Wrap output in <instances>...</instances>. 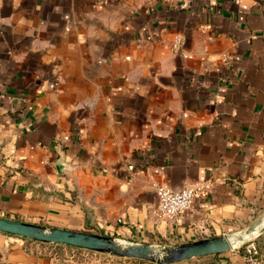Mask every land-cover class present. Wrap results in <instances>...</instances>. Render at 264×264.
I'll return each instance as SVG.
<instances>
[{
  "label": "crops",
  "instance_id": "crops-1",
  "mask_svg": "<svg viewBox=\"0 0 264 264\" xmlns=\"http://www.w3.org/2000/svg\"><path fill=\"white\" fill-rule=\"evenodd\" d=\"M191 183L161 217L157 187ZM263 213L264 0H0L1 217L174 244ZM44 248L0 231V264Z\"/></svg>",
  "mask_w": 264,
  "mask_h": 264
},
{
  "label": "water",
  "instance_id": "water-1",
  "mask_svg": "<svg viewBox=\"0 0 264 264\" xmlns=\"http://www.w3.org/2000/svg\"><path fill=\"white\" fill-rule=\"evenodd\" d=\"M65 158L56 163L59 173ZM264 213L240 232L221 234L184 243H154L87 231L52 227L0 216V231L44 244H63L114 256L157 264H179L198 257L218 256L235 250L264 231Z\"/></svg>",
  "mask_w": 264,
  "mask_h": 264
},
{
  "label": "rangeland",
  "instance_id": "rangeland-1",
  "mask_svg": "<svg viewBox=\"0 0 264 264\" xmlns=\"http://www.w3.org/2000/svg\"><path fill=\"white\" fill-rule=\"evenodd\" d=\"M44 247L47 256L52 260L51 264H157L145 260L124 258L81 248L74 249L54 244H47ZM235 250H240L246 254L264 253V232L260 236L237 247ZM179 264H193V262L186 261Z\"/></svg>",
  "mask_w": 264,
  "mask_h": 264
},
{
  "label": "built area",
  "instance_id": "built-area-1",
  "mask_svg": "<svg viewBox=\"0 0 264 264\" xmlns=\"http://www.w3.org/2000/svg\"><path fill=\"white\" fill-rule=\"evenodd\" d=\"M180 46L181 39L177 38L173 48L175 51H178ZM184 56L188 55L184 53ZM204 190L205 186L198 183L187 184L180 190H173L169 187H157V194L159 197L157 211L163 218H173L179 213L189 209ZM121 221L122 220L119 219V222Z\"/></svg>",
  "mask_w": 264,
  "mask_h": 264
},
{
  "label": "trees",
  "instance_id": "trees-1",
  "mask_svg": "<svg viewBox=\"0 0 264 264\" xmlns=\"http://www.w3.org/2000/svg\"><path fill=\"white\" fill-rule=\"evenodd\" d=\"M23 239H25V238H23ZM25 240H28V239H25ZM28 241H30V240H28ZM31 242H33V241H31ZM39 244H41V245H47V244H44V243H39ZM54 245H57V246H65V247H70V248H74V249H80V248H77V247H72V246H69V245H63V244H56V243H53ZM260 253H256V254H250V255H259Z\"/></svg>",
  "mask_w": 264,
  "mask_h": 264
}]
</instances>
